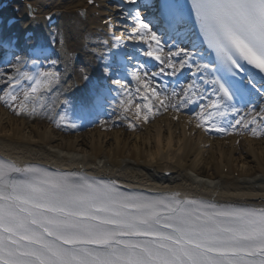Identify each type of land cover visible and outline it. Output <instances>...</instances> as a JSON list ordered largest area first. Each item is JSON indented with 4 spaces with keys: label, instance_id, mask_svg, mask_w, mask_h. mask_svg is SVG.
<instances>
[{
    "label": "snow or ice",
    "instance_id": "obj_1",
    "mask_svg": "<svg viewBox=\"0 0 264 264\" xmlns=\"http://www.w3.org/2000/svg\"><path fill=\"white\" fill-rule=\"evenodd\" d=\"M116 7L123 30L92 48L96 74L80 70L81 118L107 114L113 127L119 121L136 131L171 114L206 135L264 140V0H119ZM45 19L51 24L53 15ZM104 25L113 28L111 16ZM56 45L70 60L58 32L33 43L27 61L13 38L0 37V106L76 129L54 111L73 103L60 96L77 86L59 70ZM0 264H264V207L128 190L109 178L0 158Z\"/></svg>",
    "mask_w": 264,
    "mask_h": 264
},
{
    "label": "bare ground",
    "instance_id": "obj_2",
    "mask_svg": "<svg viewBox=\"0 0 264 264\" xmlns=\"http://www.w3.org/2000/svg\"><path fill=\"white\" fill-rule=\"evenodd\" d=\"M15 1L24 8L31 4L35 9L31 21L36 28L34 38L20 40L17 45L25 61L31 56L27 51L31 45L42 43L54 27L66 40L71 59H66L59 46L58 68L66 74L69 85L75 81L77 86L60 96L73 103L54 111H64L77 128L55 130L46 118L17 117L0 106V158L105 177L126 189L179 191L182 196L212 202L264 207V140L215 132L206 135L187 125V117L177 124L170 119L171 114L142 124L136 131L120 122L119 127L108 130L96 126L83 132L90 122L80 117L76 106L84 97L80 70L96 74L100 61L92 55V48L100 40L110 39L112 31L119 35L123 30L119 13H113L108 5L110 0H96V7L87 0ZM80 12L85 16H80ZM49 13L56 21L53 26L45 19ZM109 16L113 19L112 29L104 25ZM4 59L5 53L0 50V67H5Z\"/></svg>",
    "mask_w": 264,
    "mask_h": 264
},
{
    "label": "rangeland",
    "instance_id": "obj_3",
    "mask_svg": "<svg viewBox=\"0 0 264 264\" xmlns=\"http://www.w3.org/2000/svg\"><path fill=\"white\" fill-rule=\"evenodd\" d=\"M118 3H119V0H110L109 3H108L109 6H110V8L112 9V11L116 9V11H114V13L118 11V9H117V7H116V5H117ZM56 32H58V30H57L56 27H55V31H54V33H56ZM55 47H56V50H57V49L59 48V45H56ZM56 57L59 58V55L56 56ZM46 62H47V61H46ZM45 66H47V63H46ZM58 66H59V64H58ZM114 119H115L114 116H109V115H107V114H101V115H99L98 117H96V119H95L92 123H89V124H88L89 126H88L85 130H83V132H85V131H87V130H92V129H94L96 126H97V127H101V126H103L104 129L107 128V130H108V129H110V128L113 127V126H112V121H113ZM95 121H97V122L95 123ZM101 121H106L107 124H102ZM117 123H120V122L118 121ZM50 124H52V125H51L52 128H54L55 130H57V128L55 127V125H54L53 123H49V125H50ZM120 125H121V124H119V126H120ZM108 126H109V128H108ZM125 127L127 128V126H125Z\"/></svg>",
    "mask_w": 264,
    "mask_h": 264
}]
</instances>
